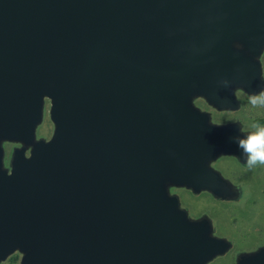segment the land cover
<instances>
[{
	"label": "water",
	"instance_id": "1",
	"mask_svg": "<svg viewBox=\"0 0 264 264\" xmlns=\"http://www.w3.org/2000/svg\"><path fill=\"white\" fill-rule=\"evenodd\" d=\"M255 13L264 22V0H0V256L34 243L26 264H201L214 254L217 242L166 218L154 175L211 182L200 157L226 139L178 108L192 91L225 103V79L246 80L226 30L253 45ZM44 95L56 128L47 143L33 141ZM2 140L31 147L27 160L25 148L13 154L10 175Z\"/></svg>",
	"mask_w": 264,
	"mask_h": 264
},
{
	"label": "rangeland",
	"instance_id": "2",
	"mask_svg": "<svg viewBox=\"0 0 264 264\" xmlns=\"http://www.w3.org/2000/svg\"><path fill=\"white\" fill-rule=\"evenodd\" d=\"M255 17L258 25L256 39L250 42L253 45L248 46L239 31L226 30L227 54L237 56L250 67L245 72L246 80L225 79V103L213 101L204 92L192 91L183 97L178 108L198 122L200 132L220 133L226 139L227 144L200 157V171L208 173L211 182L205 185L188 177L171 178L164 174V168L158 171L160 178L154 175L161 200L169 205L166 218L174 220L180 231L199 233L200 238L218 243V250L201 264H264V164L248 166L236 140L253 130L252 123L264 120V108H254L248 99L250 94L264 90V22L257 13ZM38 102L33 141L47 143L56 133L51 116L53 103L46 95ZM231 145L235 152L230 150ZM23 148L27 160L31 156L30 146L15 140L1 141L2 169L7 175L11 174L13 154ZM170 168L167 169L175 174L173 166ZM212 186L218 192H213ZM194 225L198 228H190ZM200 227L205 229V236ZM200 238L184 243L183 247L198 244ZM34 244L27 249L13 245L0 256V264H26L27 252L34 250L28 254L32 258L40 253Z\"/></svg>",
	"mask_w": 264,
	"mask_h": 264
},
{
	"label": "clouds",
	"instance_id": "3",
	"mask_svg": "<svg viewBox=\"0 0 264 264\" xmlns=\"http://www.w3.org/2000/svg\"><path fill=\"white\" fill-rule=\"evenodd\" d=\"M249 104L254 108H264V90L249 95ZM252 131L236 138L238 146L243 149L242 155L246 156L248 166L264 164V123L254 122Z\"/></svg>",
	"mask_w": 264,
	"mask_h": 264
},
{
	"label": "trees",
	"instance_id": "4",
	"mask_svg": "<svg viewBox=\"0 0 264 264\" xmlns=\"http://www.w3.org/2000/svg\"><path fill=\"white\" fill-rule=\"evenodd\" d=\"M259 122H262V123H264V120H262V121H259Z\"/></svg>",
	"mask_w": 264,
	"mask_h": 264
}]
</instances>
